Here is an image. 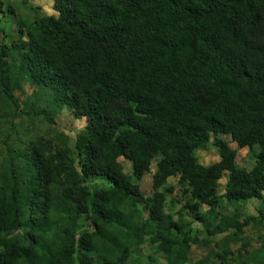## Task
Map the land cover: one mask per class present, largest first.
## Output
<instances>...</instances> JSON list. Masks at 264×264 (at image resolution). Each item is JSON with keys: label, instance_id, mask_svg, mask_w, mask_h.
I'll use <instances>...</instances> for the list:
<instances>
[{"label": "trees", "instance_id": "16d2710c", "mask_svg": "<svg viewBox=\"0 0 264 264\" xmlns=\"http://www.w3.org/2000/svg\"><path fill=\"white\" fill-rule=\"evenodd\" d=\"M53 11L0 43V264H264L247 236L264 237V0H53ZM23 84L37 89L24 101ZM64 109L86 123L71 146L24 127ZM223 137L249 151L248 172ZM209 147L219 160L202 167L195 152ZM153 162L146 197L135 182ZM170 178L186 187L176 214Z\"/></svg>", "mask_w": 264, "mask_h": 264}, {"label": "rangeland", "instance_id": "374dc122", "mask_svg": "<svg viewBox=\"0 0 264 264\" xmlns=\"http://www.w3.org/2000/svg\"><path fill=\"white\" fill-rule=\"evenodd\" d=\"M44 17H57V14L53 11V0H0V43L11 45L14 42H17L19 35V27L17 25L18 21L22 20H34L38 18ZM23 92V93H22ZM37 92V89L34 85L30 84H23L22 91H16V96L21 100H25L26 97H32ZM34 123V122H33ZM54 124L49 125L47 124L42 117L39 118L38 121H35L34 124L32 122H26L24 127L30 129L32 131V135L38 137H45V138H53L58 135H63L70 139L71 146L73 144L75 137L78 133L83 130L85 127V120H76L74 117L67 112L65 109L60 112L54 118ZM23 138L25 132L22 130L20 134ZM223 140L228 143L229 148L233 151H236V167L240 170H244L248 172L252 165L253 159L247 149H239L228 137H223ZM195 157L202 167H209L213 164L217 163L219 158L217 151L213 147H209L205 151H197L195 152ZM118 163L122 167V171L125 175L132 174V164L124 159H119ZM156 164H153L150 167V171L148 174L144 176V178L139 181L135 182L138 187L140 188L142 194L146 197L151 196L153 194L152 190V176L156 172ZM226 178H223L219 182V192L223 194V189L226 183ZM168 189H172V194L167 196V202H174L173 203V212L174 214L178 213L185 205L188 203L183 191H186V187H183L179 183L178 178H170L167 181L166 187ZM264 197V194H263ZM239 205V204H238ZM236 205H230L223 201V205L221 209H219V213H222L225 216H230L233 214ZM257 208V202L249 203L245 209L241 212L246 217H255ZM199 212L201 214H205L208 212V208L200 207ZM184 218L187 222H189L192 228L199 229V226L196 223H192L191 217L188 214L189 212H185ZM247 236L251 238V246L252 248H260L261 245H264V237L258 236L253 231H247ZM220 238L215 239L218 241ZM261 241H260V240ZM237 248H232L235 251ZM192 258H202L205 256L204 250H201L197 247H192ZM153 251L150 250L148 247H145L141 252L138 253L139 257H146L151 254ZM154 263L153 264H165L164 263V256L161 254H153L152 256Z\"/></svg>", "mask_w": 264, "mask_h": 264}]
</instances>
